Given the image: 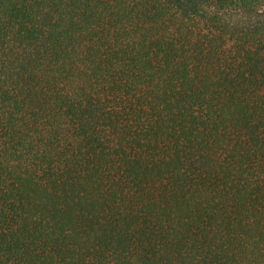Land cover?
Returning <instances> with one entry per match:
<instances>
[{
  "label": "trees",
  "instance_id": "16d2710c",
  "mask_svg": "<svg viewBox=\"0 0 264 264\" xmlns=\"http://www.w3.org/2000/svg\"><path fill=\"white\" fill-rule=\"evenodd\" d=\"M0 264H264V0H0Z\"/></svg>",
  "mask_w": 264,
  "mask_h": 264
}]
</instances>
